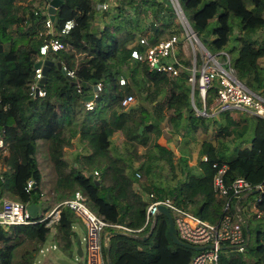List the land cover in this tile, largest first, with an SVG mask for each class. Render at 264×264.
Wrapping results in <instances>:
<instances>
[{
	"label": "trees",
	"instance_id": "16d2710c",
	"mask_svg": "<svg viewBox=\"0 0 264 264\" xmlns=\"http://www.w3.org/2000/svg\"><path fill=\"white\" fill-rule=\"evenodd\" d=\"M134 1L124 0L109 8L112 20L100 28L96 24L93 0H63L55 12L53 36L64 48L47 55L54 64L49 66L41 87L44 96L35 98L31 90L34 65L40 59L39 48L51 37L45 26L47 2L0 0V133L3 135L0 196L6 190L13 200L37 205L43 194L35 148L42 141L53 173L50 195L54 205L80 191L87 198L88 208L100 219L138 230L144 224L147 206L134 189L140 185L144 192L151 191L157 198L168 197L183 210L216 224L225 205L236 203L230 195L216 196L212 189L216 171L213 164L225 166L227 186L241 177L253 188L239 204L254 196L257 199L255 213L251 215L253 228L247 220L243 227L245 252H232L229 257L223 254L219 264H264V192L255 190L264 186V119L247 113L212 115L208 107L216 94L214 88L205 98L208 116H197L192 100L197 110H202V104L197 86L192 89L188 82V72L171 78L150 72L145 64L133 61L131 51L145 49L139 45V36L147 34V43L153 46L175 35L177 30L179 35L183 34L179 22L174 21L175 14L157 19L156 26L147 32L140 19L146 12L139 11ZM178 3L209 54L223 62L225 57L220 52H226L237 80L262 96L264 67L259 60L264 58V0H178ZM158 4L164 11L171 8ZM126 6L135 10L136 18L122 15ZM68 21L73 22V28L61 34ZM177 56L185 68L191 67L182 55ZM57 60L67 74H72L71 80L57 69ZM196 65H200L198 59ZM121 77L126 81L124 86L119 85ZM97 84L101 85V91L94 109L87 111L85 98ZM150 89H154V95ZM128 95H141L145 104L155 100L156 104L151 109L141 104L137 108H125L121 101ZM165 95L163 106L170 112L167 118L170 135L179 139L175 151L171 138L160 141L165 115L157 98ZM129 123L134 129L127 133L120 147H114L110 138ZM210 126L216 127L218 140H230L234 146L224 155L211 142H203L198 155L207 161L199 160L193 173L183 158L192 155L189 144L194 135L206 134ZM74 139L80 151L72 155L69 163L65 154L72 148ZM139 148L144 149L143 153ZM165 166L172 182L163 174ZM177 169L180 178L175 177ZM136 174L140 175L139 179ZM30 180L34 187L26 193ZM75 224L84 228L71 211H62L54 233L44 224L0 227V264H35V258L49 240L69 260L73 259L77 241ZM118 233L122 235L112 237L108 246L104 247L102 241L103 257L107 260L108 254L111 264H188L195 253L172 243L168 221L163 215L157 217L152 231L145 228L140 233Z\"/></svg>",
	"mask_w": 264,
	"mask_h": 264
},
{
	"label": "built area",
	"instance_id": "2783aa9c",
	"mask_svg": "<svg viewBox=\"0 0 264 264\" xmlns=\"http://www.w3.org/2000/svg\"><path fill=\"white\" fill-rule=\"evenodd\" d=\"M117 1L119 0H97V3L101 11H106L111 4L113 5ZM170 2L173 12L183 29L182 38L190 44L191 58L188 54L186 59L190 62L191 67L185 68L177 56L178 45L181 41V38L177 35H173L153 46L148 45L146 36L140 37L139 45L145 47V49L143 51L132 50L130 58L133 61L145 64L150 72L164 74L171 78L179 76L183 71L188 72V82L192 89L195 85L197 86L202 104V110H197L191 98L192 107L197 116H208L206 113L205 98L208 91L214 88L216 94L212 104L208 107L212 115L223 112L247 113L264 119V96L252 93L237 80L235 71L230 64V59L226 52H220L225 57V60L221 63L215 56L207 55L201 56V64L196 65L197 55L193 52L192 48V45L197 43L195 34L192 32L191 27H189V23L183 19V13L178 0H170ZM45 26L51 37L39 48L40 59L38 61L41 62L44 61L48 54H57L64 48L63 44L53 36V22L49 20L48 16ZM72 28L73 22H66L61 30V34H67ZM34 70V83L31 85L32 95L35 98L43 97L44 92L38 86L39 81L43 77L41 67ZM68 74L72 77L71 73ZM125 83V79L121 77L119 79V85L124 86ZM36 89L37 96L35 95ZM100 91V84L93 87V92L89 95L92 99L84 101L87 111L94 109L95 99ZM134 102L135 98L128 95L121 101V106L127 108L131 104H134ZM0 148H3L2 133H0ZM199 160L201 162L207 161L206 157H202ZM213 168L216 170L212 179L214 194L218 197H227L230 195L231 200H236L234 205L230 203L225 205L223 215L216 224L203 221L177 206L170 198H157L150 191L143 196L147 204L144 224L138 230H131L124 225L110 224L100 219L88 208L86 196L80 191H75L71 198L59 202L42 217H39L38 212L37 217L34 219L27 213L28 203H22L11 198L0 196V227L7 229L12 226L44 224L45 227L54 233V228L60 220L61 212L71 211L74 217L82 222L85 229V264H108L107 260L103 257L101 249L105 232L120 231L133 234L140 233L145 228H150V231H152L157 217L161 215L159 208L164 207L171 215L176 237L184 244L202 248L200 251L195 252L188 264H219L220 254L226 249L238 254L245 252L246 241L243 235V227L246 225V220L243 217V210L239 202L241 198L250 194L253 188L241 177L235 179L227 186L224 182L226 167H219L217 164H213ZM94 175L98 177L97 172H94ZM136 178L139 179L140 175L136 174ZM33 187L34 182L31 180L28 181L25 192L28 193ZM255 190L262 193L264 192V186H257ZM138 194L142 195L141 193Z\"/></svg>",
	"mask_w": 264,
	"mask_h": 264
},
{
	"label": "rangeland",
	"instance_id": "374dc122",
	"mask_svg": "<svg viewBox=\"0 0 264 264\" xmlns=\"http://www.w3.org/2000/svg\"><path fill=\"white\" fill-rule=\"evenodd\" d=\"M122 1H124V0H119L115 3H113L114 6L111 4L109 8L116 7ZM93 2L95 4L96 10H97L96 19L98 20V22L96 24L100 28H102L112 20V11L109 9L106 11H101L99 9L97 0H93ZM152 3H154L153 4V7L155 8L154 10H152L150 7V5ZM158 3H162V5H166V6L170 5V7L172 8V4H171L170 0H135L134 1L135 7L139 11L146 12L147 17L141 15L140 19L142 20L144 25L147 27V32H149V33L152 31L151 27L156 26L157 19L168 17L171 14L174 15V12L171 8L167 7V11L159 9L158 5H160V4H158ZM122 5H123V3L121 4V6ZM122 15L124 17H129V18H136V16H137L135 13V10L133 8L127 7V6H126V8H124V7L122 8ZM174 17H176V16L174 15ZM174 21L176 23H178L177 18L174 19ZM146 35L147 34L141 35V36H139V38L144 37ZM175 35H177L181 38L179 45L185 44L188 47L190 46V44L182 38L183 34H182V36L178 34V30H177V33ZM192 48H193V52L197 55L198 60L201 56H207L203 47L200 44L194 43L192 45ZM188 54L191 58V49L188 50ZM219 62L221 63L222 61H219ZM260 64H262L261 61H260ZM150 92L152 93V95L155 94L154 89H150ZM166 97H167L166 95L163 98L158 97L157 98L158 104L160 103V105L163 106L165 104ZM134 98H135L134 104H131L130 106H128V108H137L138 104H141V105L145 106L146 108L151 109L156 104L155 96H154L155 101H153L152 104H145L140 99L141 95L135 96ZM163 114L165 115V120L160 126L161 133H162L160 141L164 142L165 140H168L171 138L172 146H173L172 148L175 151V149L179 145V139L176 136L170 135L169 124L167 122V118H168L170 112L167 109V107L164 108V106H163ZM213 115H215V114H213ZM232 116L237 118L236 114H232ZM125 127L126 126H124L121 131L116 132L110 138V142L114 147H120L124 138L127 136L128 132L125 131ZM215 128L216 127H214V126H210V128L206 134L198 132L192 138V140L189 144V148L192 151V155H191V158L186 159V161H188L190 164H192L193 167H196L195 166L196 162L199 159L198 151H199L203 142H205V141L211 142L212 145L215 146V148L217 150L221 151L224 155H227V151L229 150V148L234 146V143L230 140H225V141L218 140L215 137V131H214ZM71 143H72V148L67 150L66 154H65V158H66L67 162H69V163L71 162L72 155L75 154L76 152L80 151V146L78 145V142L76 139L72 140ZM143 150H144L143 148H139L140 153H143ZM35 159H36L37 168H38V170L40 172V176H41L39 184H40V189H41V192L43 195L37 199V206L39 207V217H42L46 212H48L49 210H51L52 207L55 206L54 205L55 203L52 202L54 200H52V197L50 195V188H51V185L53 182V173H52V170L50 168L49 162H48L47 157H46V144L42 141L36 143ZM192 165H191V167L189 165H187V166L192 168ZM179 168H180V166H179ZM163 170H164L163 173L165 174L167 181L169 180L172 182L173 179H170V174L167 172V170H168L167 166H165ZM193 173H195V172H193ZM177 176H180L179 169H177V171L175 172V177H177ZM134 188H136L135 191L137 193L142 194V197L145 196L149 192V191L144 192L140 185L135 186ZM137 188L139 190H137ZM4 197L10 198L7 195L6 190L4 193ZM256 199H257V197L254 196L253 198L246 200L241 205V208L243 210V212H242L243 217L245 220H247L250 228H253L252 224H254L251 222V215L253 213H255ZM73 229H74L77 241L79 240L81 242V248L83 251V257L82 258H78L75 255L73 259L69 260L60 250H58L53 245V241L49 240L42 246V248H41L42 251L35 258V264H58L57 260H59V259L67 260V261L71 262L72 264H85V258H86V254H85L86 241H85V233H84L85 229H83V227H81L79 224H75L73 226ZM252 238L253 237L251 236L250 241H252ZM223 254H224V256L229 257L232 255V251H230L229 249H226V250L222 251L220 255L223 257Z\"/></svg>",
	"mask_w": 264,
	"mask_h": 264
},
{
	"label": "water",
	"instance_id": "95a60500",
	"mask_svg": "<svg viewBox=\"0 0 264 264\" xmlns=\"http://www.w3.org/2000/svg\"><path fill=\"white\" fill-rule=\"evenodd\" d=\"M45 1L47 2V7H46L47 16L49 17V20H51L52 22H54L55 21V12L58 9V7L61 5V3H62L63 0H45ZM183 19L187 22V20L185 19L184 15H183ZM196 41H197L198 44H200L203 47L205 53L207 55H210L209 52L205 49V47L197 39V37H196ZM53 64H54V61L51 60V59H49V57H46L43 62L38 61V62L35 63L34 69H39L41 67V71H42V76L43 77H42V79L38 83V86L40 88L43 86V84L45 82V77H46V74L48 72L49 66H51ZM55 65H56L57 69L60 70L61 73L65 75V77L67 79L71 80L72 77L65 72V69H64V67L62 66V64H61V62L59 60L56 61ZM35 95L37 96V89L35 90ZM91 99H92L91 96L85 98L86 101L91 100ZM142 129H143L142 127L139 128V133L142 132ZM96 183H97V181H96ZM38 212H39V207L34 202H31L27 206V213L29 214V216L32 219H34V218L37 217ZM159 212L168 221V234H169V237H170V239H171V241H172V243L174 245L181 246V247H183L185 249H188V250H191V251H194V252L200 251L202 249V248H199V247H192L190 245H187V244H184L183 242H181L176 237L173 220L171 218V215H170L169 211L166 208H164V207H160L159 208ZM119 235H122V234H120L118 232H114V231L105 233L104 236H103V246L104 247L108 246L109 240L112 237L119 236ZM75 255L78 258H82L83 257V251H82V248H81V242L79 240L76 241V253H75ZM107 262H108V264H111V262L109 260V257H108V254H107ZM57 263L58 264H72L71 262H69L67 260H64V259L57 260Z\"/></svg>",
	"mask_w": 264,
	"mask_h": 264
},
{
	"label": "crops",
	"instance_id": "0c3cea01",
	"mask_svg": "<svg viewBox=\"0 0 264 264\" xmlns=\"http://www.w3.org/2000/svg\"><path fill=\"white\" fill-rule=\"evenodd\" d=\"M190 47V46H189ZM187 45H185V44H180V45H178V54H180V55H182L185 59H186V56L188 55V50H190V48H189ZM199 61H200V64H201V61H202V59H201V57L199 58ZM260 61H261V63L262 64H260ZM259 64L262 66V67H264V58H262V59H260L259 60ZM263 96H264V94H263ZM134 129V125L133 124H131V123H129V124H127L126 125V127H125V131H127V132H130L131 130H133ZM125 139V138H124ZM175 150H177V149H175ZM177 157H178V155H177ZM191 158V157H190ZM190 158H183V160H184V162L187 164V165H189L190 167H191V165L192 164H190L188 161H186V159H190ZM200 159V158H199ZM199 159H198V161H199ZM198 161L196 162V167H193V165H192V171L194 172L196 169H197V167H198ZM188 166V167H189ZM164 171V170H163ZM167 172H168V170H167ZM169 173V172H168ZM164 174V173H163ZM177 178H180V176H178ZM170 179H171V176H170ZM166 180H167V178H166ZM168 182H170L169 180H168ZM134 189H136V188H134ZM137 190H139L138 188H137ZM141 197H142V195H141ZM143 198V197H142ZM144 200V199H143ZM84 229V228H83ZM84 233H85V231H84ZM75 251H76V248H75Z\"/></svg>",
	"mask_w": 264,
	"mask_h": 264
}]
</instances>
